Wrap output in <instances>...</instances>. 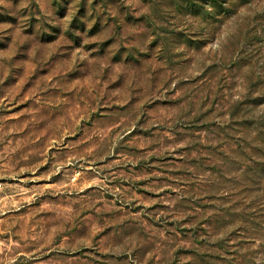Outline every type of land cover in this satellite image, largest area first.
Wrapping results in <instances>:
<instances>
[{
	"label": "rangeland",
	"instance_id": "374dc122",
	"mask_svg": "<svg viewBox=\"0 0 264 264\" xmlns=\"http://www.w3.org/2000/svg\"><path fill=\"white\" fill-rule=\"evenodd\" d=\"M182 2L0 0V264H264V0Z\"/></svg>",
	"mask_w": 264,
	"mask_h": 264
},
{
	"label": "trees",
	"instance_id": "16d2710c",
	"mask_svg": "<svg viewBox=\"0 0 264 264\" xmlns=\"http://www.w3.org/2000/svg\"><path fill=\"white\" fill-rule=\"evenodd\" d=\"M234 0H184V4H180L185 10H187L190 14L192 15H200L203 18L207 17V18H214L215 15H221V13H228L227 12V8L223 7H227L226 6V2L229 3L228 5H232ZM179 6V7H181ZM195 43V42H194ZM250 167L249 172L251 173V175H249L247 173V176H249L248 179H250L251 181L247 182L246 185H250V183L255 182V184H259L260 183V179L258 178L259 173L253 172L252 167ZM254 175H253V174ZM259 181V183H258ZM252 204V203H251ZM259 213V212H258Z\"/></svg>",
	"mask_w": 264,
	"mask_h": 264
}]
</instances>
